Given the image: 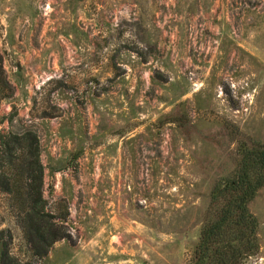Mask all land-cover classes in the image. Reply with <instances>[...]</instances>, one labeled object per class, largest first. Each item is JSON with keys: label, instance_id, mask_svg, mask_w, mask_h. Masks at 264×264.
I'll return each instance as SVG.
<instances>
[{"label": "rangeland", "instance_id": "1", "mask_svg": "<svg viewBox=\"0 0 264 264\" xmlns=\"http://www.w3.org/2000/svg\"><path fill=\"white\" fill-rule=\"evenodd\" d=\"M13 113L71 237L34 256L0 191V253L190 264L241 142L264 143V0H0V136ZM249 207L260 250L242 264H264V187Z\"/></svg>", "mask_w": 264, "mask_h": 264}, {"label": "trees", "instance_id": "2", "mask_svg": "<svg viewBox=\"0 0 264 264\" xmlns=\"http://www.w3.org/2000/svg\"><path fill=\"white\" fill-rule=\"evenodd\" d=\"M17 115L13 113L7 118L11 128L0 136V191L9 195L18 211L32 254L44 257L55 242L70 239L71 234L47 211L40 137L25 123L20 131L13 130ZM239 155L232 176L211 193L208 214L190 264H242L260 250V223L249 204L264 187V143L242 141ZM3 247L0 264H18L9 255L7 244Z\"/></svg>", "mask_w": 264, "mask_h": 264}]
</instances>
